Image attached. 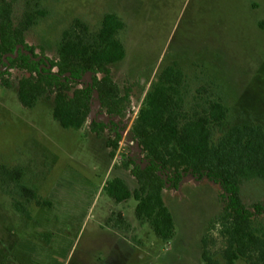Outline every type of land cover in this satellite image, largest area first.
Wrapping results in <instances>:
<instances>
[{
  "label": "rangeland",
  "instance_id": "rangeland-1",
  "mask_svg": "<svg viewBox=\"0 0 264 264\" xmlns=\"http://www.w3.org/2000/svg\"><path fill=\"white\" fill-rule=\"evenodd\" d=\"M25 12L36 17L25 42L42 47L49 58L75 19L91 33L106 13L124 22L117 38L125 58L111 65L120 95L130 98L115 117L123 131L161 71L172 65L184 74L185 114L203 111L210 100L228 108L223 125L212 129L213 140L234 125L264 128V0H13L15 24ZM19 76L11 71L8 88L0 81V167L20 173L0 177V264H205L204 238L222 262L219 184L186 174L178 188L163 191L175 224L174 238L163 241L136 218L134 199L117 203L103 191L113 177L137 187L123 165L135 154L130 139L123 136L115 151L109 148L114 132L90 129L93 117L107 118L95 107L78 130L54 120L53 99L24 107L17 97ZM22 186L36 197H25ZM241 196L247 206H264V180L243 182ZM253 227L264 234V213L255 216Z\"/></svg>",
  "mask_w": 264,
  "mask_h": 264
},
{
  "label": "trees",
  "instance_id": "trees-1",
  "mask_svg": "<svg viewBox=\"0 0 264 264\" xmlns=\"http://www.w3.org/2000/svg\"><path fill=\"white\" fill-rule=\"evenodd\" d=\"M13 0H0V81L11 87L8 76L17 71V97L26 108L38 99H53L52 116L64 129H80L93 111L104 113L105 120L93 117L90 129L100 135L114 132L108 143L114 151L124 130L115 121L127 110L128 93L120 95L112 79L111 65L125 58V48L118 40L124 22L114 13H106L97 32L79 19L62 33L56 55L49 58L42 47L25 42L26 31L35 23V14L25 12L15 24L12 19ZM38 49V50H37ZM184 74L172 65L161 71L146 92L134 120L129 137L138 143L135 153L123 163L136 180L130 189L123 179L107 180L103 191L115 202L128 199L136 202L135 214L140 222L150 225L163 241L175 236L173 216L165 205L162 193L176 189L186 174L207 180L221 187L224 202L221 234L225 238L222 262L215 259L202 240L201 259L205 264H264V234L253 227L255 216L264 213L261 203L244 204L241 185L252 179L264 180V128L261 125H234L213 140V128L223 125L228 108L220 101L210 100L204 110L191 116L181 109L180 94ZM95 103V104H94ZM20 177L18 171L0 167V177ZM25 197L34 199L33 190L24 186ZM120 224H126L120 218Z\"/></svg>",
  "mask_w": 264,
  "mask_h": 264
},
{
  "label": "built area",
  "instance_id": "built-area-1",
  "mask_svg": "<svg viewBox=\"0 0 264 264\" xmlns=\"http://www.w3.org/2000/svg\"><path fill=\"white\" fill-rule=\"evenodd\" d=\"M140 105H141V104H140ZM140 105L137 107V110L134 111V116H133L132 120L130 121V123L128 124V126H127V130L121 132L122 137H123V136H124V137L127 136V137L130 139L131 146H132V148H134L135 153H139L140 149H139L138 143H137L136 141H134L132 138L129 137V131H130V128H131V126H132L134 120H135L136 117H137L138 111H139V109H140V107H141ZM132 108H134V107H132ZM124 137L122 138L121 141H119L120 144H121L122 141L125 139ZM120 146H121V145H120ZM134 155H135V154H134ZM134 155L132 154V155H129V156L133 157ZM117 159H118L117 156H115V158H114L112 164H115V163L117 162Z\"/></svg>",
  "mask_w": 264,
  "mask_h": 264
},
{
  "label": "water",
  "instance_id": "water-1",
  "mask_svg": "<svg viewBox=\"0 0 264 264\" xmlns=\"http://www.w3.org/2000/svg\"><path fill=\"white\" fill-rule=\"evenodd\" d=\"M95 114V113H94Z\"/></svg>",
  "mask_w": 264,
  "mask_h": 264
}]
</instances>
